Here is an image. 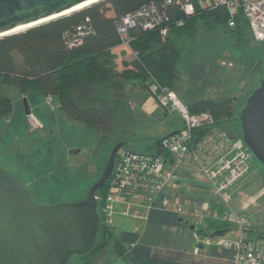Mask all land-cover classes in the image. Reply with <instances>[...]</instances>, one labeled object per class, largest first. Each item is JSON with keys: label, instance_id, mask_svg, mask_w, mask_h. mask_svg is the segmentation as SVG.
<instances>
[{"label": "rangeland", "instance_id": "374dc122", "mask_svg": "<svg viewBox=\"0 0 264 264\" xmlns=\"http://www.w3.org/2000/svg\"><path fill=\"white\" fill-rule=\"evenodd\" d=\"M242 33L240 42L226 28L207 31L200 26L194 39L181 42L173 79V91L187 106L198 98H233L234 116L222 119L221 127L239 137L238 115L245 102L243 96L259 85L258 77H264V40H255L247 30ZM111 53L117 70L127 67L125 61L131 63L135 57V52L125 44L113 47ZM32 93L25 96L30 111L26 114L24 95L12 86L0 84V94L10 97L13 103L10 116L0 119V167L25 186L34 200L43 203L85 198L89 187L100 177L115 143L123 142L118 152H151L160 138L176 131L181 124L176 113L162 108L139 80L128 82L121 100L98 87L99 105L110 109L115 118V128L108 135L97 134L67 118L52 98L33 104ZM48 147L52 156L51 164L46 166L44 155ZM250 167L263 169L253 154ZM80 263L79 256L69 261Z\"/></svg>", "mask_w": 264, "mask_h": 264}, {"label": "trees", "instance_id": "16d2710c", "mask_svg": "<svg viewBox=\"0 0 264 264\" xmlns=\"http://www.w3.org/2000/svg\"><path fill=\"white\" fill-rule=\"evenodd\" d=\"M145 3H154L166 13L167 18L151 29H144L140 24L128 29V45L135 52V57L131 63L125 61L127 67L117 70L111 53V49L121 43L117 25L125 14ZM228 19L229 15L223 6L203 7L195 3L193 13L186 14L178 3L165 5L163 0H99L23 31L0 37V84L14 87L27 98L29 91H34L31 95L35 97L31 99L33 104H39L50 96L57 103L58 111L67 118L87 126L97 134L108 135L116 123L113 112L99 105V86L119 100L125 97L126 85L132 79L139 80L146 90H149L151 83L173 90L181 42L185 38L194 39L200 26H205L207 31L226 28L236 34L240 42L243 31L250 33L241 16L236 18L233 26L228 25ZM80 24H85L89 29L80 36L78 42H74V36L77 35L75 27ZM163 26L167 27L164 35L160 31ZM188 108L191 112H210L215 123L220 126L222 119H231L235 113L234 101L230 97L217 100L198 98ZM12 112V100L0 94V119L8 118ZM46 120L48 122L49 119ZM161 140L156 142L151 152L160 149ZM49 156H52L50 147L45 150L46 166L51 164ZM56 170L53 169L54 174ZM97 191L99 229L95 244L87 253L73 255L79 256L85 264L89 256L109 247L112 242L118 254L125 250L113 238L111 225L106 221L103 211L104 199L110 191L108 183ZM230 227L231 222L227 219L215 223L209 221L197 229V234L210 237L218 235L217 231L223 234ZM258 234L264 246V229Z\"/></svg>", "mask_w": 264, "mask_h": 264}, {"label": "built area", "instance_id": "2783aa9c", "mask_svg": "<svg viewBox=\"0 0 264 264\" xmlns=\"http://www.w3.org/2000/svg\"><path fill=\"white\" fill-rule=\"evenodd\" d=\"M163 3H178L186 14L193 13L195 3L203 7L223 6L229 15V26H233L236 18L241 16L252 37L264 40V0H163ZM166 18V13L154 3H145L128 12L117 25L120 44L128 46V29L131 26L140 24L144 29H151ZM88 29L85 24L77 25L73 41L78 42ZM160 31L164 35L167 27H161ZM149 91L162 108L176 113L181 124L173 135L159 142L160 149L156 152L124 150L116 153L106 181L110 188L103 206L106 221L110 222L115 203L151 202L171 182L174 168L184 162L191 163L204 175L214 193L227 206L231 198L230 187L249 171L251 151L241 138L232 137L215 123L210 112H191L173 90L151 83ZM46 98L51 99L50 96ZM175 210L182 213L183 204H177ZM192 212L198 222H202L205 214L194 206ZM224 216L233 225L234 239L205 236L202 242L211 244L218 239V243L231 246L235 251V264H264V246L246 236L240 219L227 211Z\"/></svg>", "mask_w": 264, "mask_h": 264}, {"label": "water", "instance_id": "95a60500", "mask_svg": "<svg viewBox=\"0 0 264 264\" xmlns=\"http://www.w3.org/2000/svg\"><path fill=\"white\" fill-rule=\"evenodd\" d=\"M97 1L0 0V37L19 32L10 31L20 26L47 18L49 21ZM258 79L259 85L243 96L245 102L238 119L243 142L264 170V77ZM23 104L29 114L26 97ZM122 145V141L113 145L100 177L89 187L85 198L77 201H36L25 186L0 167V264H67L71 256L87 253L94 246L99 229L95 193L106 183Z\"/></svg>", "mask_w": 264, "mask_h": 264}, {"label": "crops", "instance_id": "0c3cea01", "mask_svg": "<svg viewBox=\"0 0 264 264\" xmlns=\"http://www.w3.org/2000/svg\"><path fill=\"white\" fill-rule=\"evenodd\" d=\"M229 190L231 198L226 206L194 165L180 163L171 182L151 202L115 203L109 223L113 238L125 250L118 254L112 242L89 256L86 264H235L231 246L218 243V239L205 244V235H198L197 229L209 221L226 219L227 211L242 221L247 237L263 244L258 234L264 229L263 169L250 167ZM181 203L184 210L179 213L175 206ZM193 206L205 214L200 223ZM210 237L233 240L232 223L223 234Z\"/></svg>", "mask_w": 264, "mask_h": 264}, {"label": "bare ground", "instance_id": "6f19581e", "mask_svg": "<svg viewBox=\"0 0 264 264\" xmlns=\"http://www.w3.org/2000/svg\"><path fill=\"white\" fill-rule=\"evenodd\" d=\"M81 7H83V5H80V6L76 7L75 9L78 10V9H80ZM65 13H70V11H69V12H65ZM49 19H50V18H49ZM46 20H48V18H47V19H44V20H40L39 22H34V23L27 24V25H25V26H20V27L15 28L14 30H12V31H10V32L12 33V32H16V31H21V30H23V29H25V28H27V27H29V26L36 25L37 23H41V22H44V21H46Z\"/></svg>", "mask_w": 264, "mask_h": 264}]
</instances>
